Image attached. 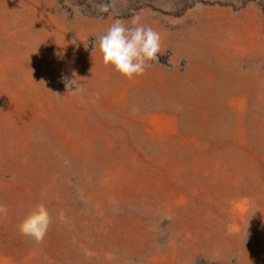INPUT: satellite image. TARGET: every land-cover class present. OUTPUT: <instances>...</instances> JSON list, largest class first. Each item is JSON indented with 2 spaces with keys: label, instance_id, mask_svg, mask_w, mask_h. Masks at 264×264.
I'll use <instances>...</instances> for the list:
<instances>
[{
  "label": "rangeland",
  "instance_id": "374dc122",
  "mask_svg": "<svg viewBox=\"0 0 264 264\" xmlns=\"http://www.w3.org/2000/svg\"><path fill=\"white\" fill-rule=\"evenodd\" d=\"M136 16L127 79L98 39ZM0 206V264H264V0H0Z\"/></svg>",
  "mask_w": 264,
  "mask_h": 264
},
{
  "label": "clouds",
  "instance_id": "9594fccd",
  "mask_svg": "<svg viewBox=\"0 0 264 264\" xmlns=\"http://www.w3.org/2000/svg\"><path fill=\"white\" fill-rule=\"evenodd\" d=\"M101 12H108L109 5H102ZM99 51L104 64L112 66L127 79L142 76L150 62L158 60L161 53V36L152 27L140 22V17H134L130 24L115 20L106 33L98 39ZM75 86L73 94L80 91L76 79L66 81V88ZM6 212L0 206V214ZM51 217L43 205L36 206L33 211L19 225L22 234L33 237L37 242L43 240Z\"/></svg>",
  "mask_w": 264,
  "mask_h": 264
}]
</instances>
